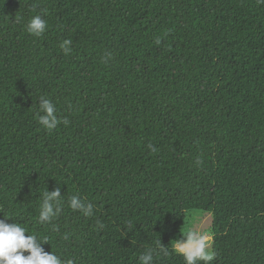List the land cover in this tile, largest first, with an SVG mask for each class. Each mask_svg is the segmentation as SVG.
<instances>
[{
    "label": "trees",
    "instance_id": "1",
    "mask_svg": "<svg viewBox=\"0 0 264 264\" xmlns=\"http://www.w3.org/2000/svg\"><path fill=\"white\" fill-rule=\"evenodd\" d=\"M191 210L211 214L210 264H264V3L0 0V219L65 262L185 264Z\"/></svg>",
    "mask_w": 264,
    "mask_h": 264
},
{
    "label": "clouds",
    "instance_id": "2",
    "mask_svg": "<svg viewBox=\"0 0 264 264\" xmlns=\"http://www.w3.org/2000/svg\"><path fill=\"white\" fill-rule=\"evenodd\" d=\"M258 3H264V0H257ZM47 28V22L40 15L33 16L26 25V30L30 35L41 36ZM159 43V41H157ZM72 41L65 39L60 43V48L68 54L71 51ZM39 111L43 115L39 116V123L51 131L61 122L56 116V106L50 99L41 97ZM65 124L67 120L63 121ZM62 195L59 187L52 191H45L40 205L39 220L41 223L50 222L60 212V199ZM69 207L76 211L83 212L85 216L92 215L93 206L91 203H85L79 196L73 195L69 198ZM7 219H0V264H74L69 259L66 262L62 260L53 251L45 252L42 244L48 242L47 237H43V242L36 235H25L27 233L24 227L17 223H7ZM203 221H201V225ZM103 228V224H99ZM186 234L181 239L173 240V250L184 258L185 264H210L214 259V252L210 251L212 246L211 234L201 230V228H186ZM164 254L167 249L163 248ZM28 253V255H25ZM140 264H152L153 250L149 249L146 253L140 255Z\"/></svg>",
    "mask_w": 264,
    "mask_h": 264
},
{
    "label": "rangeland",
    "instance_id": "3",
    "mask_svg": "<svg viewBox=\"0 0 264 264\" xmlns=\"http://www.w3.org/2000/svg\"><path fill=\"white\" fill-rule=\"evenodd\" d=\"M201 221H203L202 225H201ZM211 224H212V217L210 213L199 210L187 211L185 225L179 229L178 233L180 234V236L185 235L186 234L185 229L192 227V228H201V230L209 232L211 234Z\"/></svg>",
    "mask_w": 264,
    "mask_h": 264
}]
</instances>
